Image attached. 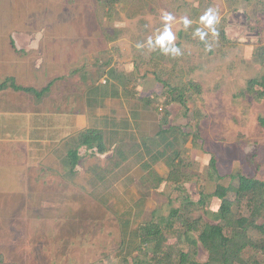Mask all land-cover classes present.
<instances>
[{
    "label": "rangeland",
    "instance_id": "1",
    "mask_svg": "<svg viewBox=\"0 0 264 264\" xmlns=\"http://www.w3.org/2000/svg\"><path fill=\"white\" fill-rule=\"evenodd\" d=\"M209 7L219 12L217 29L225 33L224 40L211 33L205 41L193 35ZM105 13L96 0H0V55L12 50L6 47V36L42 37L44 48H37L38 53L20 49L21 59L32 66L39 60L44 67L47 56L52 57L50 73L73 83V113H87L94 129H103V119L93 114L108 115V129L113 122L117 125L107 153L79 151L74 178L54 167L0 187V255L5 263L117 264L119 220L125 212L130 211L136 226L150 221L154 212L167 216L170 207L178 208L180 193L174 185L154 180L168 176L165 161H151L142 146L144 139L155 136L166 112L168 126L197 136L182 152L189 162L184 188L192 201L214 193L217 185L229 186L237 172L264 181V129L257 124L264 116V101L239 95L264 70L255 60L256 50L264 46V6L245 0H123L110 16ZM164 13L175 17L172 31L179 57L136 47L162 30ZM184 16L193 21L188 29L180 23ZM205 43L212 45L210 51ZM158 79L190 88L186 117L179 104L165 106L172 94ZM92 88L102 89L105 96L113 88L117 97L86 106L83 92ZM197 110L200 114L194 116ZM211 157L220 181L208 177ZM219 206L213 198L205 210L216 212ZM240 211L246 214V206ZM251 237L259 239L256 233ZM175 242L169 237L166 245L187 244ZM196 252L199 262L207 260L200 245ZM259 264H264L262 255Z\"/></svg>",
    "mask_w": 264,
    "mask_h": 264
},
{
    "label": "trees",
    "instance_id": "2",
    "mask_svg": "<svg viewBox=\"0 0 264 264\" xmlns=\"http://www.w3.org/2000/svg\"><path fill=\"white\" fill-rule=\"evenodd\" d=\"M96 1L106 9L105 14L110 16L114 7L123 0ZM245 1L264 6V0ZM218 31L221 35L218 38L224 40L225 33L219 27ZM11 45L15 52L20 53L13 43ZM255 60L264 68V46L256 50ZM158 80L163 88L172 94L170 100L165 102V106L179 104L186 117L188 109L185 94L190 88L184 84L171 86L167 81ZM52 85L50 82L46 88L37 91L17 86L13 78H6L0 83V91L11 89L41 98ZM190 87L195 92H200L197 84ZM95 90L92 88L87 92L89 94L87 105L92 108L99 104L98 100L93 99ZM110 90L111 95L117 97L115 89ZM239 95L264 101V70L259 76L249 79ZM198 112L197 110L194 116H198L200 114ZM167 118L168 112L160 121L155 136L144 139L142 146L151 161L158 162L161 159L165 161L169 169L168 176L156 177L154 180L157 185L164 182L173 184L180 193L181 205L178 208L170 207L167 216H159L154 212L150 221L136 226L130 219V211L125 212V218L119 220L121 243L119 251L116 252L117 264H259V257L264 256V181L237 172L230 176L229 186L217 185L214 193L207 197L202 195L198 202L192 201L184 188L185 182L189 180L188 174L184 172L189 169L187 166L189 162L184 160L182 152L189 139L194 140L197 136L182 131L180 126H168ZM107 121V118L103 119V129H86L66 143V154L62 163L65 177L74 178L81 149L96 151L101 155L107 153L109 143H113L111 137L117 135V125L113 122L108 129ZM257 124L264 129V116L257 118ZM116 154L125 160L122 151ZM149 167V164H146L144 168L150 171ZM207 174L212 181L223 179L219 175L214 157L210 158ZM213 198L220 202L219 209L216 212L205 210L209 200ZM242 205L247 208L246 214L240 211ZM197 212H203L204 216L194 217ZM205 219L209 221L205 222ZM252 233H256L259 239L254 240L251 237ZM169 237L176 239L174 245L182 241L187 244L179 248L167 246ZM199 245L208 256L203 263L196 258ZM0 264L16 263H5L0 255Z\"/></svg>",
    "mask_w": 264,
    "mask_h": 264
},
{
    "label": "crops",
    "instance_id": "3",
    "mask_svg": "<svg viewBox=\"0 0 264 264\" xmlns=\"http://www.w3.org/2000/svg\"><path fill=\"white\" fill-rule=\"evenodd\" d=\"M6 37V47L12 48L13 43L18 51L26 49L38 53L37 48H44L40 44L45 41L36 35ZM5 53L4 57L0 55V83L6 78H13L17 86L37 91L46 88L50 82L53 85L41 98L11 89L0 91V187L13 185L10 184L11 180L20 181L25 176L29 177V172L34 175L54 167L63 170L66 143L78 133L94 129L87 123V107L83 116L71 110L73 98H76L73 83L59 80L62 76L55 77L50 73L49 66L55 65L53 59H49L52 57L47 56L44 60L46 66L40 67L39 60L32 66L30 62L21 59V53L13 49ZM95 89L93 99L99 102L106 96H112L111 93L105 96L100 88ZM87 92H83V103L86 106ZM96 117L105 119L108 115H92V118ZM76 131L78 133L74 134Z\"/></svg>",
    "mask_w": 264,
    "mask_h": 264
},
{
    "label": "clouds",
    "instance_id": "4",
    "mask_svg": "<svg viewBox=\"0 0 264 264\" xmlns=\"http://www.w3.org/2000/svg\"><path fill=\"white\" fill-rule=\"evenodd\" d=\"M163 28L158 31V34L153 38L149 36L146 41L137 43V49H144L147 47L150 51L155 49H160L163 54L170 55L172 57H179L182 55L181 48L176 45L175 41L177 39L175 33L172 31V23L175 21V17L171 13H164L162 16ZM180 23H182L185 29H188L193 21L187 16L181 18ZM199 25L202 27H197L193 35L198 37L200 41H205V38L211 33L213 38L218 39L219 31L217 25L220 23V15L217 9L209 7L205 12L199 17ZM206 50H211L212 45L205 43Z\"/></svg>",
    "mask_w": 264,
    "mask_h": 264
},
{
    "label": "built area",
    "instance_id": "5",
    "mask_svg": "<svg viewBox=\"0 0 264 264\" xmlns=\"http://www.w3.org/2000/svg\"><path fill=\"white\" fill-rule=\"evenodd\" d=\"M105 82H103V84H104Z\"/></svg>",
    "mask_w": 264,
    "mask_h": 264
}]
</instances>
